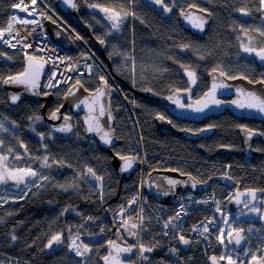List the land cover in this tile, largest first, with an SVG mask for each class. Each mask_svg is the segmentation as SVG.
<instances>
[{
  "label": "trees",
  "instance_id": "16d2710c",
  "mask_svg": "<svg viewBox=\"0 0 264 264\" xmlns=\"http://www.w3.org/2000/svg\"><path fill=\"white\" fill-rule=\"evenodd\" d=\"M18 1L21 0H1L0 27L8 24L12 5ZM136 1L138 0L131 5L128 0H78L77 3L81 8V19L90 26V21L84 14L93 9L89 6L92 4L116 10H121L123 6L124 10L130 9L139 13L135 17L131 16L119 40L121 49L118 51L123 50L134 56L132 68L117 66L120 55L111 52L107 42L106 56L103 59L106 69L121 87L134 110V115L129 112L131 119L128 120L129 117L127 118V114L122 110L121 97L115 102L112 96L115 132L119 139V144L114 148L115 152L125 156L130 144L135 145V140H140L141 134L150 171L159 167L158 162L168 161V168L191 174L204 182L213 175L214 169L230 164L228 174L241 189H264V157L244 165V157L240 151L231 157H225L209 147L205 153H201L197 146L178 138L174 133L160 132L156 127L155 118L163 115L172 121L171 116L160 105L147 102L141 96L145 89H151L160 95L168 89L186 87L183 66L195 69L199 78H206L218 59L233 56V52L240 48L242 42H248L247 37L240 31L241 26L249 29L248 35L257 37L258 46L261 39L259 33L253 29H264V13L255 11V7L259 6L257 0H178V7L184 6L181 8L185 9L195 5L212 13L213 23L205 39L192 36L181 29L176 18L169 21L159 11L142 5L141 0L139 4ZM46 2L67 20L58 9L57 0ZM245 6L253 9L250 15L245 16L236 11ZM91 28L94 36L98 38L97 30ZM77 32L89 44L88 36L78 29ZM189 39L193 40L192 44L188 42ZM181 45L189 47L182 48ZM85 51L86 48L75 40L74 52ZM0 53L6 54L0 55V78L23 71L26 55L22 49L9 50L0 45ZM101 76L103 75L81 79L80 83L85 89L93 91L101 81ZM63 91L54 93L56 97L48 105L46 114L49 115L59 108ZM5 121L17 124V140L27 147L29 154L37 157L48 156L51 167H48L49 171L46 173L49 179L38 183L42 187L27 191L23 199L19 198L10 204H0V219L3 221L0 223V264H103L102 257L110 251L108 241L114 240L111 222L108 223L106 235L102 240L88 244L92 249L88 257H77L69 249V237L75 231H85L86 217L106 216L113 213L121 203L129 200L137 191L130 188L135 186H132L133 181L120 184L111 163V155L101 151L94 141L84 136L79 117H74L75 129L72 135L57 136L44 119L42 102L25 101L17 106H10L3 80L0 79V122ZM41 133L44 134L43 138ZM228 133L233 140V133ZM217 140L218 136L212 144L219 143ZM44 145H47V148ZM53 160L64 163L53 164ZM88 167L93 168L98 176H101L104 168L108 169L110 175L103 183V190L99 191L96 183L86 179ZM73 182L78 184V187L69 188L68 191L58 186L67 187ZM150 201L154 202L153 198H150ZM56 233H62L64 242L54 245L51 249L45 248L48 239ZM12 235H15L17 240L13 241ZM144 236L143 243L147 242L145 245H159L153 252L145 253L149 258L163 255L172 243L170 238L159 234L152 224L144 227ZM197 261V264H204L200 257Z\"/></svg>",
  "mask_w": 264,
  "mask_h": 264
},
{
  "label": "built area",
  "instance_id": "2783aa9c",
  "mask_svg": "<svg viewBox=\"0 0 264 264\" xmlns=\"http://www.w3.org/2000/svg\"><path fill=\"white\" fill-rule=\"evenodd\" d=\"M17 4H21V7H23L24 4H28L29 11H31L32 8H35V12L29 16L19 8H14L11 19L13 16H16L18 21L28 19L35 20L38 23L25 25L16 22L12 30V36H16L18 31L22 28L25 29V31L35 30V33L33 34L34 36L31 39L22 40L21 43H17V40H20L17 36L16 40H12V43H17V46H19H16V48L10 47L8 44L3 43L2 40H0V45L9 50L22 49L25 54L41 56L48 61L49 71L44 79V91L55 92L60 89H67L80 78H93L98 75V73H102L108 80L115 102H118L119 96L121 97L122 110L124 114H127V118L129 117L128 120H130L131 116L129 112L134 115V110L121 87L115 81L109 70L106 69L100 55L90 47L77 32H75L68 22L64 20L60 14L51 10L45 0H36V5H32L31 0H23V3L20 1ZM48 15L69 32L70 36L76 40L77 44L84 46L86 51H70L54 42L44 25L45 18ZM7 26L8 24L6 27ZM3 39H11V36L6 33ZM24 44H29L31 47L25 48ZM49 57H51L50 60ZM67 57H71V59H64V61L61 62V58ZM70 65H75V67L70 70ZM57 81H59V83H57ZM49 85L55 86L53 87ZM139 138L140 140H135V145L130 144L128 152L142 167V169L138 167L132 182V186L135 185L140 188L136 189L137 191L129 200L120 204L113 213L108 216H88L93 219L89 220L88 217L85 219V226L88 229V233L78 234L80 236V241H83V243H91L100 240L105 236L109 222L122 227L121 223L123 219H129V217H131L129 221L130 223H139L138 217L142 215L144 217V223L152 222L155 228L161 232V235L164 238H170L172 243L169 244L163 255L149 258L148 261H142L139 257L138 249L134 248L132 251L134 264H160L161 261H163V264H197L198 257L201 258L204 264H208L210 257H219L222 254H228L225 252V247L221 246L216 240V236L219 234V229L225 227V219H229L230 227L245 229L248 223L258 220L261 213L250 212L248 209L243 208L233 211L230 208V202L235 195V188H229L219 183H214L208 191L203 193L196 194L186 192L184 194H179L178 201L174 205L162 204L156 201L151 202L149 197L143 191L144 182L150 170L149 168L145 169L147 166V153L143 146L141 134ZM250 162L249 159L244 158V165H249ZM168 164L169 162L165 161L160 163L158 168H167ZM229 166L230 164H224L219 168L214 169L213 174H228L230 171ZM103 172V180L100 181L101 184L104 183V181L107 180L108 175H110L107 168H104ZM133 197L136 198V203L130 205L129 201L132 200ZM203 201H207V203H204ZM181 205L184 206V211H181ZM122 207L126 209L123 216L120 215ZM217 208H219L220 211H217ZM257 208H261L263 212L264 199H262L261 206H258ZM178 211L181 212L180 219L173 222L177 227L172 228L170 226L167 229L164 228V222L167 221L169 217L175 216ZM210 220L214 223L210 226L209 233H205L204 236H201L200 232L203 230V223H207ZM194 226L197 227L196 231L192 230ZM101 229L104 231L101 232ZM136 231L139 235L138 237H134L133 244H137L138 241L143 243L141 229H137ZM165 231L169 233L168 236L163 234ZM177 234H182L186 239L191 240V244L196 245L199 250L193 251L188 249L183 251L179 246L178 239L175 238ZM245 234L249 240L247 245L249 256L253 253H255L256 256L264 255V248L261 247V244H264V231L247 232V230H245ZM76 235L77 234H74L72 237ZM80 241H78V243ZM225 242L227 243V239ZM172 248L178 249V253L174 255L170 251ZM224 263L226 264V261H224Z\"/></svg>",
  "mask_w": 264,
  "mask_h": 264
},
{
  "label": "water",
  "instance_id": "95a60500",
  "mask_svg": "<svg viewBox=\"0 0 264 264\" xmlns=\"http://www.w3.org/2000/svg\"><path fill=\"white\" fill-rule=\"evenodd\" d=\"M73 2L76 3L77 5L78 0H73ZM57 7L76 27H78L84 34H86L89 37V44L91 45V47L102 58H105L106 43L101 44L100 39H98L97 37L93 35L91 27L83 22V20L80 17V8L78 7L72 8L69 4L65 3V0H57ZM201 9L203 8L196 7V6L187 7L184 10L179 11L177 15V20H178L179 26L183 30L187 31L192 36L205 39L207 36V33L211 29V26L213 23V15L208 10L206 12H201L200 11ZM182 12L184 14H182ZM188 13H191L194 16H202L206 20L203 31L194 27L192 22L185 19V14H188ZM208 13H211V15H208ZM44 24H45L46 30L48 31V33L50 34L54 42L58 43L59 45L63 46L66 49H69L70 51H73L75 49L72 38L69 36L67 31L62 26H60L57 22L49 18L45 20ZM27 55L42 58V60L44 61L43 69L39 74V77L36 81V87L34 88L27 86V85H23V84L3 83V87L6 93L8 104L10 106H17L20 103L25 102V101L36 102V103L42 102L43 103L42 113H43L44 119L47 121L48 126L51 129V131L55 135L60 136V137H68L72 135L75 129L73 117H79L81 120L82 127H83L84 136L87 139L94 140L97 144V147L101 151L109 153L111 155V163L114 168V171L116 172L119 178L120 184H123L125 181L131 180V178L135 175L139 167V163L132 156H125L132 160V165L126 171H121V168L123 167L124 162L119 158L120 155H117L114 151V148L119 144V139L117 138L116 132H115L116 121H115V117L113 114L112 95H111L110 89L104 87L103 81H100L98 87L93 91L91 90L85 91V88L83 87L81 83L72 85L67 90L66 94L64 95V98L62 101V107L60 106L59 112L57 113L59 118L52 119L51 113L49 115L46 114V109L54 98V92H47V93L42 92L44 78L49 71V63L45 58L41 56H37L33 54H27ZM254 58L260 65L264 66V61H261L255 55H254ZM27 66H28V61H27V56H25L24 69ZM207 80L210 85L209 90L211 89L213 83H216L217 85L224 84L227 86V87H222V88L218 87L216 89L215 99L219 101H221L219 97L224 94L238 95L237 84L239 82H247L249 86L264 87L263 84L251 85L249 81L243 78L228 79L227 76H221L219 74V71L213 72L212 70L208 73ZM97 89H101L107 94L103 97H99V99L97 100V103L93 105L96 109L95 112L90 113L88 107H86L83 104H81L79 108L76 107V105L79 104L80 101L84 99H87L89 104L91 105L93 99L97 97V93H96ZM70 90L75 92V94L74 95L69 94ZM182 94H185V92L176 91L173 95L161 96L152 91H144L142 92L141 96L144 98V100L150 103L161 104L167 109L170 115H173L175 117L182 118V119H188L196 123H204L208 118L217 117L227 110L235 114L238 109L237 105L233 104L232 101L227 104H224L222 101L219 105L209 104V106L205 108L204 111L202 112H196L193 109L187 108V107L180 108L176 103H174V100L178 99L181 102L180 99L182 98L181 97ZM13 95L19 96V100L13 102L11 100V97ZM169 97H172L173 99H169ZM235 100H237V98H235L233 101ZM194 103L195 101H192L190 104H194ZM101 104L104 106L106 111L103 117H99V120H100V124L103 126L105 131L111 130V143L109 144H106L103 140H101V135L103 133L87 131L88 124L86 123V120L89 118V116H98L99 107ZM108 111L111 112V115L113 117L111 121H109L108 119V114H107ZM158 116L155 118V124H156L157 129L160 132H164V133L178 132L184 138L192 140V141H197L200 138L212 136L214 135L216 131V128L214 127L207 131H203V132H200V131L192 132L188 130H179L173 125V123L168 122L170 120L169 118L165 117L164 120H161L158 118ZM65 117L69 118L67 120V123L71 125L70 132H60L57 130L65 124V119H64ZM205 128L207 127H203L201 129H205ZM241 134L244 140V143H243L244 150L242 154L243 156L249 159H252L254 157V154L250 150V145L255 135L253 134L251 138L249 139L247 136V133L244 130H241ZM21 150L24 151L23 148H21ZM216 152L219 155H222L225 157H229L232 154V150L224 146L219 147L216 150ZM229 177L230 176H227V175H216L202 182L198 180L197 178H195L193 175H190V176L188 174L181 175V172L179 171H172L171 169H165V168H157L149 172L146 178L145 184H144L143 191L146 195H148L150 198H153L155 201L159 203L173 205V204H176L178 201V194H184L186 192H193L196 194L200 192H205L210 188L212 183L215 181H218L221 184L226 185L228 187H234L236 183L232 177L230 178ZM169 179L177 180L180 183L176 184L175 186H171L167 183ZM193 183L196 184L195 187L192 186ZM248 190L249 189L243 190L241 189L240 186L237 187L236 195L230 203V207L233 210L240 208L250 199V197L245 195V196L239 197V199H241L242 201L240 204H237L235 202L238 193H246ZM165 192H167L168 194L165 195L164 194ZM256 196H257V199L253 201V204L258 200L259 197H262V196L264 197V192L257 190ZM113 227H114V231L116 232V238L114 239V241H116L118 245L122 247H126L127 245H130L133 242L132 237L123 239V236L127 234V231L123 227L117 228L114 224H113ZM233 235H235V233H233ZM243 235H245V233H243ZM247 242H248V239H246V241H243L241 245H235L233 243V246L235 247L236 250L242 251L243 248L246 246ZM179 246L183 251L187 250L188 248V245H182L180 243H179ZM108 248H109V245H108ZM129 255L130 253L122 254L121 259L123 261V264H132L126 261V258H128ZM102 263L105 264L103 260H102ZM208 264H212L211 259H209ZM220 264H224V262L220 261Z\"/></svg>",
  "mask_w": 264,
  "mask_h": 264
},
{
  "label": "snow or ice",
  "instance_id": "6c2138e0",
  "mask_svg": "<svg viewBox=\"0 0 264 264\" xmlns=\"http://www.w3.org/2000/svg\"><path fill=\"white\" fill-rule=\"evenodd\" d=\"M134 2H135V0H128V3L130 5ZM152 2L156 5H160L164 12L172 11V9L167 4L164 3V0H152ZM257 2H258L259 6L255 7V11L264 13V0H257ZM21 3H23V0H21ZM65 3L69 4L72 8L77 7L76 3H74L73 0H65ZM31 4L36 5V0H31ZM89 6L93 7V8H99L102 12H104L107 15V18L110 21H112V24H111L112 29L118 30L120 28L121 24L123 23V21L128 16H133V17L136 16L135 12L131 11L130 9L124 10L123 6H121V10H116L115 8L104 7V6L99 5V4H92ZM12 7L13 8H19L22 12L27 13L29 16L35 12V8H32L31 11H29V5L28 4H24L23 7H21V4H13ZM189 7H195V5H190ZM252 10L253 9L248 8L247 6L236 9L237 12H239L245 16L250 15ZM200 11L206 12L207 10L201 9ZM182 14H184V13L182 12ZM208 15H211V13H208ZM48 18L51 19V17H48ZM185 19L192 22L194 27L203 31L204 24L206 23V20L202 16H194L193 14L188 13V14H185ZM16 22H19V23H22L25 25L38 23L35 20H28V19H23V20L18 21V18L16 16H13L12 19L9 21L8 26L6 28L0 27V40H2L3 43L8 44L12 48H16L17 43H21V40H17V43H12V40H16L17 36L19 35V33H17L16 36H12V30H13L14 24ZM240 31L247 37V41H248L247 43L242 42L240 45L243 52L248 53L250 55L254 54L261 61H264V39L260 40L259 45L257 46V37L248 35L249 29L241 26ZM253 31L259 33L260 38H264V30H261L260 28H256V29H253ZM6 33L9 36H11V39H8V40L3 39ZM29 35H31V33H29ZM21 39H26V38H21ZM100 43L104 44L105 41L103 39H100ZM24 47L28 48V47H31V45L24 44ZM181 47L187 48L189 46L188 45H181ZM0 55H6V54L0 53ZM25 55L27 56L28 66L24 69V71L17 73L14 76H8L7 78H0L3 80V83H5V84H23V85L30 86L32 88L36 87V81L39 77L40 72L43 69L44 61L42 60V58H38L36 56H29V55H27V53ZM8 58L11 59V57H8ZM50 59H51V57H49V60ZM64 59L70 60L71 57L61 58V62H63ZM74 67H75V65L69 66L70 70ZM185 71L188 75V78H189L191 84H193V85L196 84V81H197L196 73L194 71H188L187 68H185ZM212 71L213 72L219 71V74L221 76H227L228 79L243 78L245 80H248L247 76H242V77L230 76V75H228V73H226L224 71H220L217 68H214ZM100 79L103 81L105 88H110V86L107 83V80L103 76H101ZM57 83H59V81H57ZM249 83L264 84V78H262L259 81L249 80ZM76 84H80V81L77 80ZM49 86L54 87L55 85H49ZM81 87H82V85H81ZM218 87L222 88V87H227V86L224 84L217 85L216 83H213L211 89L204 94V97L197 99L194 104L185 105V104L181 103L178 99L174 100V103H176L180 108L187 107V108L193 109L196 112H202V111H204L205 108H207L209 106V104L219 105L221 103V101L215 99L216 89ZM145 90L146 91H152L151 89H145ZM85 91H88V90L85 89ZM177 91H179V90H177ZM185 91L190 92L191 89L189 88V89H186ZM237 92L242 97H244V99L232 101L233 104H236L240 108L256 109L259 112L264 113V96L259 95L253 91H245L244 89H237ZM96 93H97V97L93 99L91 105L89 104L87 99H84V100H81L80 103L76 105V107L79 108L80 105L83 104L86 107H88L90 113L95 112L96 109L93 105H95L97 103V100L99 99V97H103L107 94L104 91H102L101 89H97ZM69 94L74 95L75 92L70 90ZM169 99H173V98L169 97ZM11 100L13 102L19 100V96L13 95L11 97ZM61 107H62V105H61ZM105 111L106 110H105L104 106L101 104L99 107L98 116H89V118L86 120V123L88 124V128H87L88 132L103 133L101 135V140H103L106 144H109V143H111V130L105 131L103 126L100 124V120H99V117H103L105 115ZM58 112H59V108H57L56 111L51 113V118L52 119H58L59 118L57 115ZM107 114H108L109 121H111L113 119L111 112L108 111ZM158 118L161 120L165 119V117L163 115H159ZM64 119H65V124L57 130L60 132H70L71 131V125L67 123V120L69 118L65 117ZM168 122L172 123V121H170V120ZM213 127H215V126L214 125H208L207 128L199 129L198 131H200V132L207 131ZM239 127H241L247 133V136L249 139L254 134V131L252 129H247L246 126L241 125ZM2 128H3V124H0V129H2ZM188 131H190V130H188ZM40 135L43 138L44 134L41 133ZM260 135H264V133H260ZM2 144H3V141L0 140V145H2ZM44 147L47 148V145H44ZM24 148H25V151H27V147L24 146ZM11 151L12 150L9 149V152H11ZM117 155H119V153ZM19 158L20 157L17 156V159H19ZM119 158L124 162L123 167L121 168V171H126L127 169H129L131 167L132 160L130 158L125 157L123 155H120ZM7 159H8L7 156L0 155V184H7L9 181H13V182H15V184L17 186H19L21 184H26V182L29 181V178H35V180H31V183H33V184L36 183V180L47 181L49 179L48 176L42 175L37 170H34L31 166H28L26 168H15V169L9 168L7 163H6ZM37 159H40V158H37ZM52 163L58 164V165H63L64 162L53 160ZM41 167L42 168L51 167V164H49V157L48 156H45L42 158ZM171 170L172 171H178V169H171ZM184 174L185 173L181 172V175H184ZM85 175L91 176L97 181L103 180V177L98 176L97 173L94 171V169L91 167H88L86 169ZM188 175L190 176L191 174H188ZM225 175H227V173H225ZM192 179H194V178H192ZM167 183L171 186H175L176 184H178L180 182L177 180H174V179H169L167 181ZM36 186L42 187V185H38V184ZM58 186L62 190L68 191L69 188L78 187V184L73 182V183L68 184L67 187H65V185H58ZM192 186L195 187L196 184L193 183ZM259 191L264 192V189H261ZM256 193H257L256 189H249L246 193H238L235 202L237 204H240L242 201H241V199H239V197H242L245 195L250 197V199L244 204V207L246 209H248L250 212L261 213V219H264V212H262V209L257 208L253 205V201H255L257 199ZM164 194L167 195L168 193L165 192ZM25 195H27V193H24L19 198L23 199ZM0 199H2V198H0ZM3 202L7 203L6 200H4ZM203 202L207 203V201H203ZM135 203H136V198L133 197V199L129 201V204L132 205ZM250 205H252V206L250 207ZM180 209H181V211H184V206L181 205ZM125 211H126V209H124L122 207L121 211H120V215L123 216V213ZM217 211H220V209L217 208ZM180 214H181V212L178 211L175 214V216L169 217V219L164 222V228L167 229L170 226L172 228H176L177 225L173 222L175 220L180 219ZM9 215H11V214H9ZM88 219L91 220L93 218L88 217ZM130 219H131V217H129V219H123L121 226L127 231V233L129 235H131L133 237H138L139 233L136 230L137 229L143 230L144 217L142 215L138 217L139 223H130L129 222ZM2 222H3L2 219H0V223H2ZM213 223L214 222L211 220L208 221L207 223H203V230L200 232V235L204 236L205 233H209L210 226ZM224 223H226V224L228 223L227 219H225ZM192 230L196 231L197 227L194 226ZM103 231L104 230L101 229V232H103ZM247 231L250 232V231H252V229L249 228ZM69 232H71V229H69ZM244 232H245L244 228L230 227L227 230V232L225 231L224 228H220L219 234L216 236V240L221 246H224L225 248H227V246L229 244H233V243L235 245H241V243L243 241H246V239H247V237L245 235H243ZM233 233H235V235H233ZM163 234L165 236H168L169 233L167 231H165ZM175 238L178 239V242L182 245H189L192 242L191 240L186 239L185 236L182 234H177V236ZM11 239L13 241H15V240H17V237L15 235H12ZM226 239H227V243L225 242ZM78 241H80V236L77 234L76 236L71 238L70 243L68 244L69 249L71 251H73L77 257H88V254L92 251L91 247L88 244L83 243V241H80L79 243H78ZM63 242L64 241H63L62 233H56V234H53L48 239V241L44 247L51 249L54 245H60ZM108 245H109L110 251H109L108 255L102 257L105 264H123V261L121 259L122 254L131 253L134 248L138 249L139 257L142 261H148L149 257L147 255H145V253H151V252H153V250L156 247H159V245L157 243H154L151 245H145L144 243L139 242V241L137 244L127 245L126 247H122V246L118 245L116 243V241L109 240ZM170 251L174 255L176 253H178V249H176V248H172V249H170ZM233 252H235V249H233ZM244 254L248 255V252L246 251ZM237 255H239V254L237 253ZM210 259L212 261V264H220V261H226V264H237V260L233 259L232 253H228L226 255L222 254L219 257L212 256V257H210ZM253 262H254V264H264V256L258 258L256 256V254L253 253L251 255V261L249 262V264H253ZM160 264H163V261H161ZM240 264H244V261L241 260Z\"/></svg>",
  "mask_w": 264,
  "mask_h": 264
},
{
  "label": "flooded vegetation",
  "instance_id": "af4514ba",
  "mask_svg": "<svg viewBox=\"0 0 264 264\" xmlns=\"http://www.w3.org/2000/svg\"><path fill=\"white\" fill-rule=\"evenodd\" d=\"M146 1L148 2V4H150V6L156 5L152 2V0H146ZM18 2H20V1H18ZM45 2H46V0H45ZM46 4L49 6V8L51 10L55 11L53 8L50 7V5L47 2H46ZM77 7L80 8L78 5H77ZM13 9L14 8L12 7L10 18H11V15L13 13ZM55 12H57V11H55ZM81 13L82 12H81V8H80V14ZM96 13H98L100 15L99 11L97 12L95 9H90L89 13L87 11V14H84L86 19L88 21H90L91 26L86 23L88 26L94 27L92 25V21L95 20L96 16H98ZM48 17H51V16L48 15L45 18V20L48 19ZM64 20H66V19H64ZM66 21L75 30V32H77V29L80 30L68 18ZM99 27H100V25H99ZM68 34L70 35L69 32H68ZM84 35H86V34H84ZM98 39H103L106 42L104 37L100 34H99ZM72 40L74 42L73 38H72ZM105 53H106V51H105ZM242 55L243 56L237 57L235 59L236 64H235L234 72H232V71H224V72L228 73V75H230V76H236V77L247 76L248 77L247 81H249V80L259 81L262 78H264V66L260 65L255 60L254 54L250 55L248 53H243ZM105 56H106V54H105ZM185 78L187 80L186 87H181V88H176V89H168L162 93L159 92L160 95H162V96L173 95L177 90L185 92V94L181 95L182 98L180 100L183 104L188 105L192 101H196L197 99H200L201 97H203L204 94L210 88L209 82L206 78H203L200 81V79H198V77H197L196 84H194V85L191 84V82L188 78V75H185ZM258 84H260V83H251V85H258ZM189 88L191 89L190 93L185 91L186 89H189ZM68 89L69 88L60 89V90H64L63 91L64 93L62 95V101H63L64 95L66 94ZM237 89H244L245 91H253L259 95L264 96V87H262V86H249L247 82H239L237 84ZM55 97H56V95L54 94L53 100L55 99ZM235 98H237V100H243L244 99V97H242L239 93H238V95L224 94V95L219 97V99L224 104H227V103L233 101ZM153 104H156V103H153ZM61 105H62V102H61ZM156 105H160V107L162 109H164L169 114V112L167 111V109L164 106H162L161 104H156ZM60 106H59V108H60ZM170 116H171L172 121L175 123V124L174 123L173 124L179 130L183 129V130H190L192 132H197L199 129H201L203 127H207L208 125H214L215 126L214 128H216V131H215L214 135L209 136V137L200 138L197 141H192V140L186 139L183 136H181L180 133L173 132L178 138L184 139V140L188 141V143H191L192 145L197 146L200 149L201 153H205V151L207 149H209V147H211L212 150L214 149L216 151L221 146L228 147L232 150V154L229 157L233 156L235 154V152H237V151H240L242 153L244 150V145H243L244 140H243V137L241 134V130H243V129L239 126L243 125V126H246L247 129H252L254 131V135H255V137L252 139V142L250 145V150L254 154V157L251 159V161L254 159H260V158L264 157V135H260V133H264V113L259 112L256 109L238 107L235 114H233L229 110H227L217 117L208 118L204 123H196V122L188 120V119L178 118V117H175L173 115H170ZM229 131H231L233 133V140H231L230 136L228 135ZM217 136L219 139L217 141H219V143H216L214 145V144H212V142L214 141V139L217 138ZM131 181H133V180H131ZM0 185H3L7 188H12L14 186H17L15 184V182H13V181H9L7 184H0ZM21 186H23V185H21ZM128 237H132V236L129 234H125L123 236V239H126ZM132 240H133V237H132ZM128 258L131 259V254Z\"/></svg>",
  "mask_w": 264,
  "mask_h": 264
},
{
  "label": "rangeland",
  "instance_id": "374dc122",
  "mask_svg": "<svg viewBox=\"0 0 264 264\" xmlns=\"http://www.w3.org/2000/svg\"><path fill=\"white\" fill-rule=\"evenodd\" d=\"M141 1H142V3L139 0L136 2H137V4L141 3L142 5H146L149 8H152V9L159 11V13L165 19H169V21H172V18H176L177 23H178L177 15H178L180 10L184 9V8H181L184 6L178 7L176 5V2L178 0H164V3L167 4L172 9V11H170V12H164L160 5L150 6V4H148V2L146 0H141ZM93 9H95L97 12L99 11L100 15L98 13H96L98 16H96L95 20L92 21V25L97 30V32L104 37V39L106 40L107 45L110 48L111 52L120 55V57H118L119 63L117 64V66H120L122 68H125V67L130 68V66H131V68H132V65H134V63H133L134 62V56L131 53H127L123 50L118 51V49H121L120 44H119L120 37L122 35V32L124 31L125 25L130 21L131 16H128L123 21L120 28L117 30V29L111 28L112 21H110L107 18V15L104 14V12H102L99 8H93ZM132 11L135 12L134 10H132ZM137 14H139V13H136V15ZM10 20H11V18H10ZM99 25H100V27H99ZM22 32H24V33H22ZM18 33H19L18 38L22 41V40L33 38V36H34L33 34L35 33V30L25 31V29L22 28L20 31H18ZM29 33H31V35H29ZM21 38H26V39H21ZM260 39L262 40L264 38H260ZM188 42L190 44H192L193 40L189 39ZM17 47H19V46H17ZM243 53H245V52H243L242 48L240 47L239 49H236L233 52V56L229 55V56H226L222 59H218L216 64L211 69L217 68L221 71H232V72H234L235 64H236L235 59L237 57L243 56L242 55ZM225 60H227V61H225ZM233 63H234V68H232ZM185 68H187L188 71H194L196 73V76L198 77V79H200V78L203 79V77L199 78L198 73L195 69H190L186 66H183L182 72L185 75H187ZM0 124H3V128L0 129V140L3 141V144L0 145V155H4V156L8 157V159L6 161L8 167L15 169V168H26L28 166H31L34 170H37L42 175H47L46 173L49 171L48 167L47 168L41 167V160L45 156H38L37 157V156H34L33 154H29L27 151H25L23 144H21L17 140V138L19 137V130H18L17 124H15L12 121L0 122ZM74 126H75V122H74ZM13 139H15V140L13 141ZM21 147L24 148L23 149L24 151L21 150ZM9 149H11L12 151L9 152ZM17 156H19L20 158L17 159ZM37 158H40V159H37ZM44 172H45V174H43ZM85 176H86V179L89 181L91 180L93 184L96 183L98 185V189L100 191V189L102 187L100 181L95 180L91 176H88V175H85ZM31 180H35V178H29V181H27L26 184H21L23 186L19 185V186H14L12 188H7L3 185H0V198H2V199H0V204L13 203L19 199L20 194L26 193L27 191H31V189H35L37 187L36 185L40 182V180H36L35 184L31 183ZM4 200H6L7 203H4L3 202ZM261 203H262L261 198H259L258 201L256 202V205H254V204L253 205L256 207V206H259ZM251 206L252 205H250V207ZM253 217H255V216H253ZM227 221H228V223L225 224V227H224L225 231H227L230 228L229 219H227ZM249 228L252 229L251 232H259L261 230V227L257 226L256 224H251V226ZM262 228L264 231V219H262ZM145 244H147V242ZM261 247L264 248V244H261ZM233 249H235V248L231 244H229L227 246V248H225V252L227 253L229 251L228 253H232L233 259L235 258L236 260L239 261V262H237V264H240L241 260L244 261V264H249V262L251 261V256H248L249 255L248 251H247L248 255H245L244 254L246 252L245 250L238 251L235 249V252H233ZM237 253L239 255H237ZM253 264H254V262H253Z\"/></svg>",
  "mask_w": 264,
  "mask_h": 264
},
{
  "label": "bare ground",
  "instance_id": "6f19581e",
  "mask_svg": "<svg viewBox=\"0 0 264 264\" xmlns=\"http://www.w3.org/2000/svg\"><path fill=\"white\" fill-rule=\"evenodd\" d=\"M81 45V44H80ZM101 57V56H100ZM102 58V57H101ZM104 58H102V60H103ZM104 62V61H103ZM105 64V63H104ZM106 66V65H105ZM173 123V122H172ZM174 125V124H173ZM175 126V125H174ZM176 127V126H175ZM168 134V133H167ZM129 150V149H128ZM116 153V152H115ZM116 154H118V153H116ZM120 155V154H119ZM124 156V155H123ZM125 156H132V155H130L129 154V152L127 151V153L125 154ZM146 158H147V155H146ZM163 162H165V161H160V162H158V165H160V163H163ZM147 163H148V159H147ZM139 167L142 169V167H141V165H139ZM149 167H148V165L145 167V169H148ZM212 176H216L215 174H213ZM211 176V177H212ZM130 188H134V189H138V188H140V187H136V186H134V187H130ZM87 218V217H86ZM147 221H149V220H147ZM147 224H152V226H153V228L157 231V232H159V234H161V232L159 231V230H157L156 228H155V226H154V224L152 223V222H146V223H144V225H143V230H141V236H142V240L144 241V227L147 225ZM251 224H256V222H250V223H248V225L245 227V230H248L249 229V227L251 226ZM257 225V224H256ZM84 229H85V231L84 232H78V231H75L70 237H69V240H68V244L70 243V239H71V237L74 235V234H86V233H88V229H87V227L85 226V222H84ZM247 232H249V231H247ZM106 235V234H105ZM235 248V247H234ZM188 249H190V250H193V251H198L199 249H198V247L196 246V245H194V244H189L188 245V248H187V250Z\"/></svg>",
  "mask_w": 264,
  "mask_h": 264
}]
</instances>
